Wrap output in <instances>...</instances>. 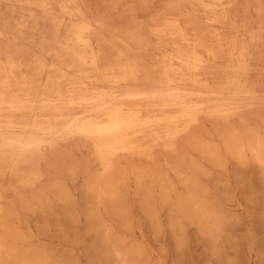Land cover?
Listing matches in <instances>:
<instances>
[{
    "label": "rangeland",
    "instance_id": "374dc122",
    "mask_svg": "<svg viewBox=\"0 0 264 264\" xmlns=\"http://www.w3.org/2000/svg\"><path fill=\"white\" fill-rule=\"evenodd\" d=\"M84 24L97 72L70 54ZM165 71L200 109L169 147L117 151L107 169L77 128L119 101L166 118L145 100ZM73 81L112 96L76 106L19 167L0 159V264H264V0H0V99ZM210 98L238 110L212 115Z\"/></svg>",
    "mask_w": 264,
    "mask_h": 264
},
{
    "label": "bare ground",
    "instance_id": "6f19581e",
    "mask_svg": "<svg viewBox=\"0 0 264 264\" xmlns=\"http://www.w3.org/2000/svg\"><path fill=\"white\" fill-rule=\"evenodd\" d=\"M32 8H34V7H32ZM75 12H76V10H75ZM80 16H82V14ZM74 19H77V18H74ZM33 21H35V20H33ZM19 25H21V23ZM23 28H24V26H23ZM71 31H73V30H71ZM88 31H89V26L87 24H84V26H81L78 28H74L73 33H71L72 37L74 38L73 42L80 44L83 47V50L82 51L79 50L81 52H76L77 51L75 49L76 46L74 45L73 46L74 50H72V52H70V54L73 55L72 56L73 58H75V59L77 58L76 63H78L79 66L80 65L82 67L86 66V67L91 68L92 72L93 71L97 72V69H98L97 68L98 67L97 56L94 53L92 47L90 46V39H89V35H88L90 32H88ZM157 32H158V30H157ZM70 39H72V38H70ZM80 45H78V46H80ZM78 49H79V47H78ZM65 51H66V48H65ZM179 57L178 56L176 58L173 56L170 57L171 63H173V65H174V61H173V58H174V59H176V61H179V63H183V64L187 63L188 68H192V67H189L191 65L188 63L187 59L184 60L182 57L181 58H179ZM188 57H191V56L189 55ZM230 58H232V57H230ZM118 67H120V66H118ZM17 68H19V67H17ZM134 68H135V66H134ZM184 68H186V67H184ZM108 69H110V68H108ZM179 70L181 71V69H179ZM125 71L126 70H124V72ZM189 71H191V70H189ZM126 74H124L122 79H126V76H125ZM101 75H102V73H101ZM163 75H164V78H162V80L157 81L155 83L153 82L155 84L153 86V89H161V92L159 91V94H150V95L148 94V96H146V94L144 92L143 93L146 96V97L144 96L145 100L149 101L150 107H153V109L158 111V112L166 114L167 115L166 118H163V116H162L163 119H161V118L160 119H152L151 117L149 118V116L147 114L148 111L144 107H142L141 105L134 106V107L128 106L125 103H123L124 101L123 102L119 101L116 104H114L111 107L106 108L104 110L102 108L101 109V110H103L102 114L99 113L100 115L98 114L97 116H96V114L93 115L94 113H92L91 111H90L91 113L87 112L88 116L86 118H83V122L81 125H79L76 132L78 134L84 135L85 137H87L93 141L95 152L98 155V157L101 159V161L103 162L101 164H105L106 168L109 165L108 161L110 159V156L114 155L117 151H122V152L124 151V152H130V153H135V152L145 153L146 151H148V149H151V147H153V146H159L160 145V146H164V147H169L170 144L168 145L167 142L175 136V134L178 131V127L183 126L186 123H189L192 120L194 113H196V111H198L200 109L201 103L193 100V98H192L193 95L188 96V94L187 95L181 94L180 89H179V84L175 80L176 77H175V79H174V77H171L169 75L168 71H165L163 73ZM116 78H111V79H109L108 82H114L115 83L118 81V78L117 79ZM136 79L139 80L137 77H136ZM188 79H189V77H188ZM20 80H21V77H20ZM76 81L75 82L74 81L69 82L66 84L67 86H69L68 92H66V93H62L60 90H56L50 95H44L42 98L40 97V99L34 98L31 100L28 98L29 100H27L25 104L22 101L14 102V101L5 100L4 98L0 99V124L4 125V128H3L4 131L11 133V135H8V134H5V132H4L0 135V159H8L10 162V165H12V168H14V167L16 168L22 159H26L27 156H30L32 150L41 144V140L43 138H46V137L49 138L50 136L57 135L58 133H63V127H61L60 121L62 119L63 120L67 119L70 116L76 118V115L70 113L72 110L76 109V106L84 105L86 108H88L90 110H94V112H95V110L98 109V104L102 101L103 96L105 98L106 97L110 98L112 96L110 94L89 95V93L87 95L85 93H87L86 91H88V89H87L88 83L84 84L82 82H81V86L83 88L84 93H82V92L80 94L76 93V91L78 89H82L80 87L75 86ZM236 81H237V79L235 78L232 81H230L229 83H227V86L224 88V90L229 91L232 88V85L234 86L236 84ZM77 83H79V82H77ZM126 83H128V82H126ZM18 87H19V85H18ZM149 90H151V89H149ZM2 95H1V97H2ZM140 96H142V94ZM198 96H204V95H198ZM198 96H197V98H198ZM216 97L214 96V98H216ZM237 98H239V97H237ZM210 100L212 102L213 98L212 99L210 98ZM218 100H216V101H218ZM213 102H212L213 108L211 109L212 115L224 117V116H227L228 114H230L231 112L235 111L237 108V106H235V104H232V103L219 104V103H215V102L213 103ZM204 104H207V103L204 102ZM132 105H134V104H132ZM148 107H149V105H148ZM148 107H146V108L148 109ZM209 107H211V105ZM237 110H238V108H237ZM158 112H156V113H158ZM5 113L8 115L3 116ZM37 113H40V114L37 115ZM16 115L28 116L29 118L28 119L26 118L22 121H18L16 119H14V116H16ZM149 115H151V114H149ZM80 119H82V118H80ZM80 121H82V120H80ZM42 124H47V126H41ZM75 126H76V124H75ZM74 130H73V132H74ZM70 131H71V129H70ZM0 132H2V131H0ZM5 164H6V162H5ZM261 164L264 166L263 163H261Z\"/></svg>",
    "mask_w": 264,
    "mask_h": 264
}]
</instances>
